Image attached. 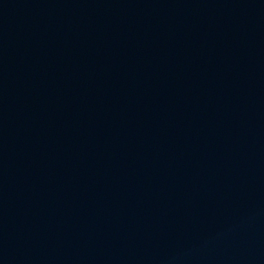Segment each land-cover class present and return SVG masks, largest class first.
<instances>
[{"label": "water", "instance_id": "1", "mask_svg": "<svg viewBox=\"0 0 264 264\" xmlns=\"http://www.w3.org/2000/svg\"><path fill=\"white\" fill-rule=\"evenodd\" d=\"M0 264H264V0H0Z\"/></svg>", "mask_w": 264, "mask_h": 264}]
</instances>
